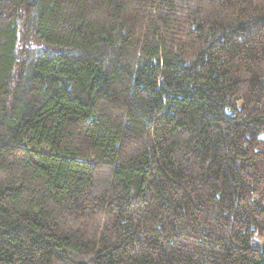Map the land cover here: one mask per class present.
Returning a JSON list of instances; mask_svg holds the SVG:
<instances>
[{
    "label": "trees",
    "instance_id": "1",
    "mask_svg": "<svg viewBox=\"0 0 264 264\" xmlns=\"http://www.w3.org/2000/svg\"><path fill=\"white\" fill-rule=\"evenodd\" d=\"M0 264H264V0H0Z\"/></svg>",
    "mask_w": 264,
    "mask_h": 264
}]
</instances>
